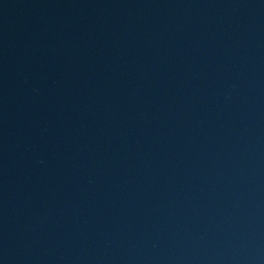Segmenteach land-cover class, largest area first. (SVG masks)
<instances>
[{
	"label": "water",
	"instance_id": "water-1",
	"mask_svg": "<svg viewBox=\"0 0 264 264\" xmlns=\"http://www.w3.org/2000/svg\"><path fill=\"white\" fill-rule=\"evenodd\" d=\"M0 264H264V0H0Z\"/></svg>",
	"mask_w": 264,
	"mask_h": 264
}]
</instances>
